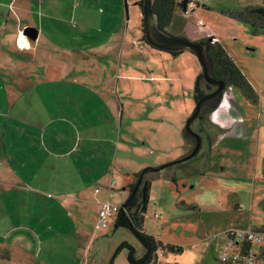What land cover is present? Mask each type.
Masks as SVG:
<instances>
[{
	"label": "crops",
	"instance_id": "1",
	"mask_svg": "<svg viewBox=\"0 0 264 264\" xmlns=\"http://www.w3.org/2000/svg\"><path fill=\"white\" fill-rule=\"evenodd\" d=\"M130 9L141 17L138 0H0V264H83L91 239L83 227L109 200L108 165L97 163L114 138L99 131L142 121L152 98L158 109L172 102L188 113L175 55L147 59L127 41ZM27 26L36 36L25 35L20 48ZM172 61L173 74L166 68ZM168 91L174 96L167 100ZM221 102L209 115L219 129L209 151L231 129L219 117ZM261 156L264 174V149ZM58 239L73 248L57 247Z\"/></svg>",
	"mask_w": 264,
	"mask_h": 264
},
{
	"label": "rangeland",
	"instance_id": "2",
	"mask_svg": "<svg viewBox=\"0 0 264 264\" xmlns=\"http://www.w3.org/2000/svg\"><path fill=\"white\" fill-rule=\"evenodd\" d=\"M130 1L128 0L129 3ZM191 1L195 4L191 13L184 14L180 7L175 8L173 21L167 32L185 36L192 41L213 36L249 79L258 98L253 102L240 88L225 86L220 100L219 117L231 129L220 136L219 145L209 151L207 135L202 132L199 134L201 147L195 157L164 166L151 176L143 227L148 234L164 244L181 247V251L160 248L157 264H218L220 251L225 245L224 230L227 226L264 228V174L261 156L264 149V30L253 32L250 25L219 11L241 8L248 3L262 4L263 0ZM130 15L131 31L127 37L129 43L135 41L134 44L147 59L152 57L150 53L155 59L175 55L179 66L182 65L183 89L180 91L181 83H178V90L186 97L189 111H181L178 109L179 105L174 109L172 102L166 103L169 106L166 110L158 109L152 98L151 108L146 107L140 112L142 117L147 111L142 121L138 120L127 126L123 120L122 125L117 123L115 129L99 131L100 137L114 138L112 147L109 146L110 143L103 146L104 152L99 155L97 165L99 168L108 165V178L114 184L109 189L107 199L120 205L127 199L130 185L136 181V171L146 167H160L185 155L182 150L185 125L195 108L193 89L195 80L202 71L196 54L190 49L173 54L145 44L142 38V15L137 17L133 9H130ZM166 68L173 74L178 67L172 61ZM191 74L193 81L189 84ZM153 85L150 82L151 89ZM173 96L174 91H168L165 99H172ZM179 98L180 96L177 104H185ZM147 105L150 106L151 103L147 102ZM232 108L235 113L230 116ZM191 128L198 133L197 120L192 122ZM250 135L259 141L251 145L242 139ZM179 142L182 143L178 146ZM257 143L258 154L257 145H254ZM233 144L239 146L234 147ZM166 154L169 155L165 156ZM107 183L101 185L106 193ZM101 187L98 188L101 190ZM113 220L103 230H94L95 223L83 227L91 236L83 264H108L122 241H127L136 248L138 254L141 253L139 240L128 229H114ZM54 244L62 246L66 251L73 248L71 242L60 239L54 241ZM126 255V249L120 250L113 264H128Z\"/></svg>",
	"mask_w": 264,
	"mask_h": 264
},
{
	"label": "trees",
	"instance_id": "3",
	"mask_svg": "<svg viewBox=\"0 0 264 264\" xmlns=\"http://www.w3.org/2000/svg\"><path fill=\"white\" fill-rule=\"evenodd\" d=\"M188 1L189 0H153V11L157 15L159 27L167 31L173 21L175 8L178 6L182 10L185 9ZM138 5L142 8V0H138ZM219 11L230 18L250 25L253 32L264 30V0L262 4L248 3L241 8L220 9ZM143 39L146 42L144 36ZM199 42L202 43L204 47V54L210 76L218 80H223L226 86L240 88L246 97L253 102L257 101L258 95L253 85L218 40L211 36L201 39ZM179 52L181 51L171 53L178 54ZM213 89L214 87L211 84L204 81L201 71L195 80L193 89V98L195 102ZM221 96L222 92L216 97L204 101L195 119L198 121L199 125L198 133L205 132L209 143H212L214 131L219 132L218 127L210 123L209 115L218 106ZM184 133L186 144L188 145V153L195 144V138L186 130ZM162 168L161 166L146 167L134 174L136 181L130 185L129 196L124 203L121 204V208L113 220L114 229H128L139 240L142 246L141 253L138 254L136 248L127 241H122L116 248L108 264H113L115 256L122 249L127 250L126 258L128 264H157L160 248L181 251L180 246L164 244L161 240L148 234L143 227L144 213L149 201L151 189V176L158 173ZM258 229L264 230V228Z\"/></svg>",
	"mask_w": 264,
	"mask_h": 264
},
{
	"label": "water",
	"instance_id": "4",
	"mask_svg": "<svg viewBox=\"0 0 264 264\" xmlns=\"http://www.w3.org/2000/svg\"><path fill=\"white\" fill-rule=\"evenodd\" d=\"M141 10L142 26L146 42L157 49L169 52L182 51L184 49L192 50L196 54L201 65L204 81L214 86L212 91L206 93L196 102L192 114L186 121L185 130L195 138V144L193 148L180 159L161 166L164 167L171 164L188 161L196 156L201 147V136L191 128V123L197 118L200 112L201 104L204 101L210 100L219 95L225 88L226 84L223 80H218L210 76L202 43L199 41L189 40L182 35L170 34L159 27L157 15L153 11V0H142ZM23 34L31 39H35L36 28L27 26L24 28Z\"/></svg>",
	"mask_w": 264,
	"mask_h": 264
},
{
	"label": "built area",
	"instance_id": "5",
	"mask_svg": "<svg viewBox=\"0 0 264 264\" xmlns=\"http://www.w3.org/2000/svg\"><path fill=\"white\" fill-rule=\"evenodd\" d=\"M195 4L189 0L183 9L184 14L191 13L194 10ZM24 34L20 38L23 41V46L17 45L20 48L26 47ZM113 182L110 181L109 189L112 188ZM97 192L98 189H95ZM121 205L109 200L100 202L97 220L94 224L95 230L106 229L110 221L115 218ZM225 245L220 251L219 264H264V230L242 226H228L224 230Z\"/></svg>",
	"mask_w": 264,
	"mask_h": 264
},
{
	"label": "bare ground",
	"instance_id": "6",
	"mask_svg": "<svg viewBox=\"0 0 264 264\" xmlns=\"http://www.w3.org/2000/svg\"><path fill=\"white\" fill-rule=\"evenodd\" d=\"M23 42V41H22ZM21 41H19V44L21 45V46H23V43H22Z\"/></svg>",
	"mask_w": 264,
	"mask_h": 264
}]
</instances>
